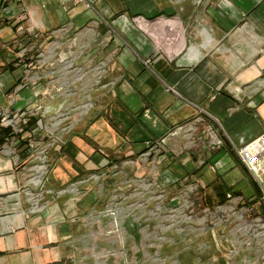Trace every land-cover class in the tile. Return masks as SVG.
Segmentation results:
<instances>
[{
	"label": "crops",
	"instance_id": "1",
	"mask_svg": "<svg viewBox=\"0 0 264 264\" xmlns=\"http://www.w3.org/2000/svg\"><path fill=\"white\" fill-rule=\"evenodd\" d=\"M263 76L264 0H0V110L32 123L0 133V264H264L230 226L264 209L235 151L264 132ZM65 91L90 106L50 139ZM186 182L214 195L184 246L136 229L144 210L114 229L115 198L155 205Z\"/></svg>",
	"mask_w": 264,
	"mask_h": 264
},
{
	"label": "rangeland",
	"instance_id": "2",
	"mask_svg": "<svg viewBox=\"0 0 264 264\" xmlns=\"http://www.w3.org/2000/svg\"><path fill=\"white\" fill-rule=\"evenodd\" d=\"M169 19L170 18L168 17L161 19L162 23L160 24L158 23L157 26L159 25L164 26L165 22L170 21ZM139 25L153 39L159 40V38H161L162 36L164 37V33L162 32V30L164 29L161 28L156 31L155 27H153V23H149L147 19H145V21L139 22ZM167 32H169V28H167ZM165 42L163 40L165 47H169ZM72 77L69 79H72ZM262 78H264V76ZM261 81H263L264 83V79ZM262 89L264 90V87ZM64 93L66 96V101L62 103L60 107L58 108L55 107V109H49L48 113L46 112L43 114L51 122V124L48 125L50 126L51 132L52 130H54L53 133L50 134V139H54L55 136L53 135H57L61 127L62 128L65 127V130H67L73 124L74 120L81 115V113L84 114L86 111H88V108L90 106V102H89L90 100L85 99L84 97L85 94L70 93L66 91L62 92L61 94ZM87 105L88 107H85ZM26 112L27 111L25 109L22 110L20 109L19 111L0 110V119L2 121L1 127L8 128L10 131H13L15 134L23 133L24 127L26 125H31L30 121H25V119L31 117L30 112L27 113ZM3 118H6V121ZM37 141L39 140L34 138L33 151L37 153L36 157L38 158L44 157L45 158L44 161H46L45 163H47V158H46L47 149L44 147H40ZM49 141L53 142V140H49ZM211 149L215 150V148H211ZM44 152L45 155H42ZM200 160L201 161L204 160L203 163H200L201 165L207 164L206 159L204 157H202ZM130 161L131 164H136L135 161H137V158L131 157ZM38 163L40 165L42 164L40 160L38 161ZM36 182H40V180H37ZM166 192L168 193V190L163 189L158 194L160 200L155 205L145 204L144 206H139L137 201L132 203L128 201L129 204L127 205V204H122V200L120 198L118 199L115 198L114 211H113L115 217L114 229L118 230L120 228V225L122 224L121 212L127 210V208L130 213L140 212L142 210L146 211L145 214L146 219H140V221H134L135 228L136 229L141 228L144 230V232H160L158 233L160 234L158 235V238L160 237L162 239V242L167 246L169 245L173 235L174 236L177 234L180 235V237L183 240V246H184V241H185L184 236L187 230L193 229L194 232H202L204 230H207L209 227L213 226L210 223V219H208L207 216L208 213L207 211H205V207H204V205L213 203L211 199L212 195H214L213 191H210L211 193H209V190L205 188H201V186L195 183L190 184L186 182L182 186H179L177 189H174L172 193L169 192V194H166ZM173 196H178L177 201L171 200ZM261 203L263 202L261 201ZM191 210L193 211L191 212ZM189 216H192V219H190ZM233 217L235 218V216ZM234 218H233V222L232 223L230 222L231 223L230 226H233L234 223L236 222V218L235 219ZM230 219H232V217ZM224 230L225 232L228 231L227 228H225ZM225 252L228 253L229 248L225 249Z\"/></svg>",
	"mask_w": 264,
	"mask_h": 264
},
{
	"label": "built area",
	"instance_id": "3",
	"mask_svg": "<svg viewBox=\"0 0 264 264\" xmlns=\"http://www.w3.org/2000/svg\"><path fill=\"white\" fill-rule=\"evenodd\" d=\"M66 2H81L83 0H65ZM145 21L142 17H136L135 22ZM148 21V20H147ZM6 121V118H3ZM7 123V122H6ZM164 139L159 142H148L149 148L156 147L158 144H163ZM222 144V140H213L212 147L217 148ZM237 156L242 164L246 167L251 176L256 180L260 188V201L264 203V133L258 135L250 141L244 142L242 145L235 147ZM204 160L201 161L203 163ZM42 165V164H41ZM44 167L46 165L43 163ZM216 165H212L211 169L216 170ZM43 173V172H42ZM37 172L32 179L41 177ZM42 178V177H41ZM231 196V194L229 195ZM262 203V204H263ZM264 205V204H263ZM193 210H191L192 212ZM209 212L210 210L205 209ZM192 219V216H189ZM234 223L237 231H240L247 242L248 246L257 247L264 259V209L260 213H255L254 208L246 207L244 211L237 215Z\"/></svg>",
	"mask_w": 264,
	"mask_h": 264
},
{
	"label": "trees",
	"instance_id": "4",
	"mask_svg": "<svg viewBox=\"0 0 264 264\" xmlns=\"http://www.w3.org/2000/svg\"><path fill=\"white\" fill-rule=\"evenodd\" d=\"M30 121V120H29ZM30 124H32L31 122H30ZM0 133H5L6 135L8 134V135H11V131L8 129V128H2L1 130H0Z\"/></svg>",
	"mask_w": 264,
	"mask_h": 264
},
{
	"label": "bare ground",
	"instance_id": "5",
	"mask_svg": "<svg viewBox=\"0 0 264 264\" xmlns=\"http://www.w3.org/2000/svg\"><path fill=\"white\" fill-rule=\"evenodd\" d=\"M261 134H262V133H261ZM164 140H165V139H164ZM242 212H243V210H242ZM242 212H241V213H242Z\"/></svg>",
	"mask_w": 264,
	"mask_h": 264
}]
</instances>
